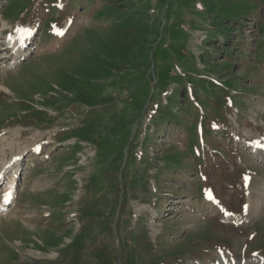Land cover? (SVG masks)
I'll return each mask as SVG.
<instances>
[{
  "label": "rangeland",
  "instance_id": "rangeland-1",
  "mask_svg": "<svg viewBox=\"0 0 264 264\" xmlns=\"http://www.w3.org/2000/svg\"><path fill=\"white\" fill-rule=\"evenodd\" d=\"M0 17L38 37L30 58L0 64V158L56 138L0 214V264L264 252V211L243 227L197 195L237 211L233 189L257 171V204L264 164L246 145L264 135V0H10ZM127 31L131 49L116 44Z\"/></svg>",
  "mask_w": 264,
  "mask_h": 264
},
{
  "label": "bare ground",
  "instance_id": "bare-ground-1",
  "mask_svg": "<svg viewBox=\"0 0 264 264\" xmlns=\"http://www.w3.org/2000/svg\"><path fill=\"white\" fill-rule=\"evenodd\" d=\"M23 28V30L22 31H20V33L18 34V35H14V36H11L10 37V40H12L13 42H15V40H17V38L19 39L22 35H24L27 31H28V29L29 28H27V27H22ZM7 40V39H6ZM18 49H16V51H17ZM21 54H23V56H25V55H27V53L26 52H24V53H21ZM21 54H18V55H15L14 56V58L13 59H15L16 57H20L21 56ZM255 146V145H254ZM17 155V154H16ZM0 172H1V170H0ZM6 176H8L7 174H6ZM13 182H14V173L6 180V187H5V189H4V193H3V195H2V205L0 206L1 208H5V204H6V202H8L9 200H10V198H11V196H10V194L9 193H11V195L13 196V194H12V191H13ZM259 260L258 259H255L254 260V262L256 263V262H258Z\"/></svg>",
  "mask_w": 264,
  "mask_h": 264
},
{
  "label": "trees",
  "instance_id": "trees-1",
  "mask_svg": "<svg viewBox=\"0 0 264 264\" xmlns=\"http://www.w3.org/2000/svg\"><path fill=\"white\" fill-rule=\"evenodd\" d=\"M133 34L134 33L128 32V31L126 33H123L121 37H119V40L116 42V44L119 46H123L126 49H129V48L131 49L135 47V44H138L136 43L138 41V38L136 34L135 35Z\"/></svg>",
  "mask_w": 264,
  "mask_h": 264
}]
</instances>
